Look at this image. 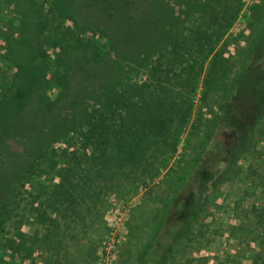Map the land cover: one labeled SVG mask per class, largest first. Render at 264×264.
Returning <instances> with one entry per match:
<instances>
[{
  "label": "trees",
  "instance_id": "trees-1",
  "mask_svg": "<svg viewBox=\"0 0 264 264\" xmlns=\"http://www.w3.org/2000/svg\"><path fill=\"white\" fill-rule=\"evenodd\" d=\"M52 2L34 7L37 49L27 70L8 33L10 0H0V100L5 93L13 98L20 72L33 78L49 109L46 125L12 132L26 161L0 176V264H34L33 251L45 264H90L96 247L88 234L104 225L112 196L142 198L143 222L129 218L128 231L144 228L146 235L132 261L120 264H208L193 252L206 247L212 196L235 185L245 192L234 205L247 200V211L226 232L257 243L252 264H264V158L262 150L251 151L264 142V70L242 80L247 58L264 39V2L249 7L238 67L215 50L244 0H131L124 19L93 30L102 46L95 43L90 59L79 52L80 22L48 12ZM200 83L204 105L196 112ZM19 89L17 97L27 93ZM68 97L76 107L66 115ZM193 118L194 153L176 158ZM61 140L71 146L56 149ZM23 225L37 229L25 233Z\"/></svg>",
  "mask_w": 264,
  "mask_h": 264
},
{
  "label": "rangeland",
  "instance_id": "rangeland-1",
  "mask_svg": "<svg viewBox=\"0 0 264 264\" xmlns=\"http://www.w3.org/2000/svg\"><path fill=\"white\" fill-rule=\"evenodd\" d=\"M130 1L53 0L52 7L49 8L48 5H45V8L48 12L51 11L56 15H71L70 19L74 17V20L77 19L80 22L79 26H82V28L76 32V37L82 40L84 47L79 52L90 59L92 53L95 52V43H98L99 48L102 46L101 40L93 33V30H103L105 27H111V23L124 19L130 10ZM39 2L40 0H10V4H5L6 6L4 7V10L13 12V14H10V22H8L7 26L8 33H13L14 56L20 65L27 70L30 65L28 57L37 49L35 39L37 37L36 28L38 27L39 19L34 7ZM262 2L264 0H244V5L237 21L215 50L216 53L229 58L232 62L236 61L235 66L237 67L239 66L240 53L239 50L237 52V49L244 46V37L249 34V7ZM9 24H13V26L9 28ZM67 24L71 25V22H67ZM70 25H66L65 27H71ZM0 44L3 43L0 42ZM70 52H72L71 48ZM58 54L59 52L56 50L50 53V56L54 58ZM70 70L71 67H69ZM243 70L245 75L244 79H242L243 81L258 77L260 72L264 70V39L253 48V53L247 58ZM15 72L16 68H13L9 75H13ZM16 73L19 77L18 79L15 77L17 87L13 92V98L11 93H5L0 100V135L3 133L4 137L0 143V176L15 169L17 165H23V162L26 161L22 146L18 144V140L14 136L12 137L14 128L31 122L44 126L46 125L45 120L49 116L48 106L40 96L41 92L37 91V85L34 83L33 78L28 77L24 73ZM18 87L22 90L27 88V93L17 97L16 90L19 89ZM201 90L202 84L200 83L194 101V111L196 112L204 105V102L200 98ZM65 102L66 107L64 106L63 113L69 115L76 105L69 97L66 98ZM209 103L212 102L209 101ZM193 121L194 118L179 136L178 150L177 154H175L176 158L185 153L186 156L194 153L193 147L198 137L195 134H191L193 132ZM69 146H71V143L67 140H61L58 144H55L56 149H65ZM260 150H262L264 158V142L251 151L256 156ZM248 157L253 156L249 154ZM238 166L246 168L247 163L240 159ZM161 188L162 186L154 191L155 195L160 194L159 190ZM28 189L31 191L32 187L28 186ZM244 192L245 190L242 185H235L227 192L220 191L212 196L214 206L211 210V218L207 220L210 229L206 237L207 244L204 249L194 251L193 256L205 257L208 264H252L253 253L258 249L257 243L251 241L242 242L239 231L230 234L226 232L231 225L237 223V220L234 218L245 214L247 211V200L240 202L239 205H234L235 199L244 195ZM254 198L258 197L255 196ZM141 199L139 196L128 199L112 196L109 199L110 206L103 214L104 225L98 231L92 230L88 234L89 239L95 242L96 247L93 255H91V260H93L90 264H102L100 262V251L106 244L107 237L111 234H116L119 242L113 252L112 259L110 258L112 260L110 264H120L124 260H127V262L132 261L133 250H135L138 241L142 240L146 235L143 232L144 228L141 233L131 234L128 231L130 219L135 218L136 222H139V225L143 222L137 213V207L142 202ZM152 202L153 200H150L147 204L149 203L150 205ZM36 229L37 226L35 225H23L20 227V230L25 233H33ZM137 237H139L138 240L136 239ZM31 256L34 264H45L43 254H40L38 251H33Z\"/></svg>",
  "mask_w": 264,
  "mask_h": 264
},
{
  "label": "built area",
  "instance_id": "built-area-1",
  "mask_svg": "<svg viewBox=\"0 0 264 264\" xmlns=\"http://www.w3.org/2000/svg\"><path fill=\"white\" fill-rule=\"evenodd\" d=\"M119 239L116 234H111L107 237V242L103 249L100 251V262L102 264H110V258L112 259L113 252L118 244Z\"/></svg>",
  "mask_w": 264,
  "mask_h": 264
}]
</instances>
